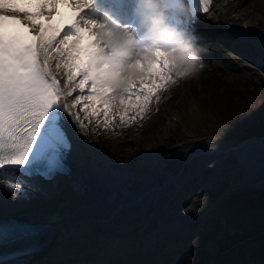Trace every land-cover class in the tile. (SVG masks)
Returning a JSON list of instances; mask_svg holds the SVG:
<instances>
[{"label":"rangeland","instance_id":"1","mask_svg":"<svg viewBox=\"0 0 264 264\" xmlns=\"http://www.w3.org/2000/svg\"><path fill=\"white\" fill-rule=\"evenodd\" d=\"M259 2L264 13V0ZM105 15L101 16L105 17ZM108 18L116 20V17L111 15ZM205 23L208 22L198 19L193 26L189 24V28H193L194 32L202 33L204 29L201 30V26L205 27ZM205 30L209 33L204 39L206 42H212V36L218 35L213 26ZM247 33L250 34L246 31L245 37L239 39L236 37L238 34L234 33L231 42L238 41L237 43L240 44L238 46L229 43L226 47L221 40L213 41L212 46H217L223 51L207 54L206 51L202 52L203 67L199 75L189 78V81L184 79L185 87L172 89L169 86L167 90L160 92L159 101L156 102L154 99L142 119L137 118L129 125L120 123L117 127L108 130L102 125L101 132L94 133L98 152H102V148L107 152L114 150L116 152L115 158L108 159V163L119 164L122 160L121 156L133 159L129 165H133L135 171L132 175L133 179L129 177V181L133 180L137 185L141 178L148 181L152 174L159 172L157 168L163 166L165 162L173 161L175 172H179L184 166L182 161L187 152L193 148H207L208 145L213 144L214 135L219 136L218 142L226 144L225 148L221 149L223 152L221 156L197 159L193 163L192 171L189 170L184 177L190 178L192 172L203 171L207 176L205 182L199 183L188 195L180 198V201L186 202L195 194L194 199L198 200L197 206L190 207L187 213L184 212L188 218L186 220H189L187 233L176 237L173 242L162 245L159 249L152 248L148 250L149 252L143 253L142 249L146 250L147 243L153 239L155 242L161 237L160 235L171 229V226H168V230H163L161 227L163 224L161 214L169 204L163 203L161 208V205L156 204L159 198L153 205V202L149 201L142 207L138 222L134 221L139 217L137 214L141 208L133 212V225H135L133 231L130 228V218L125 213L120 217V223L115 225L117 231L127 234V237H120V242L133 248L134 258L129 259V254H119L116 255L117 258L114 255L113 264H220L223 259L221 250L227 246H232L227 252L233 250L235 246L244 250L245 253L241 255L244 261L242 260L241 264H260L259 257L253 249L255 244L253 238L251 240L241 238L246 234L245 229L237 227L231 219L228 220L227 216L232 202L240 194L250 189L264 190V166L261 168L259 165V162H264V153L258 150L234 153L230 150V147L245 138L264 135V118L261 116L264 106L261 110V99L255 95L257 90H264V69L249 59L259 61L264 66V37L261 35L254 37ZM244 47L249 49L248 55L244 52L247 58L241 53L244 58L239 54H233L231 50L235 48L241 52ZM233 56L241 63H233ZM210 78L222 81L223 85L229 86L234 93L235 102L243 112L237 124L228 123L219 116L207 114L205 111L202 100L207 91L205 85L211 81ZM177 83L179 85L183 82L178 80ZM77 96H71L68 100L74 101ZM160 105L167 110L162 112ZM104 143L108 144V148L102 145ZM98 152H93V155L96 156ZM165 157L169 158L168 161ZM164 184L165 181L162 185ZM179 185L181 186L177 190H184V185L182 183ZM183 211L185 210L180 211L181 214ZM186 223L187 221L180 222L185 226Z\"/></svg>","mask_w":264,"mask_h":264},{"label":"bare ground","instance_id":"2","mask_svg":"<svg viewBox=\"0 0 264 264\" xmlns=\"http://www.w3.org/2000/svg\"><path fill=\"white\" fill-rule=\"evenodd\" d=\"M259 1H215L209 12L199 17L208 23H205V28L204 25L201 26V30L204 29L202 33L194 32L198 46H205L206 54L216 53L223 50L217 46L213 47V41L221 40L224 46L229 43L240 45L237 43L238 41L231 42L234 33L238 34L236 36L238 39L244 36L246 31H249L248 35L264 37V13ZM16 3L23 4L21 0H16ZM129 3L130 0H127L121 12H115L116 20L122 23L125 21ZM30 7L31 11L38 10L35 0ZM96 11L97 8L91 6L89 12L81 16V24L83 25L84 20L98 24L104 23L105 17L109 15L102 17L103 14ZM211 26L217 30L218 35L212 36V42H206L204 39L209 33L205 29H209ZM231 50L233 54H242L246 58L249 52V49H245V47L241 52L235 48ZM249 59L264 69L262 63L252 58ZM232 61L235 64L241 63L234 56ZM57 77L61 79L63 86L65 83L64 73H57ZM189 80L187 79V81ZM180 81L183 83L178 85L176 82L171 84L170 88L185 87V80ZM77 94H79V90L72 96H77ZM70 97L67 98L69 104L73 102L68 100ZM160 109L162 112L167 110L163 105H160ZM75 110L79 112V106ZM61 114L66 116L69 121L65 125L69 146L64 150L66 161L70 167L67 175H58L45 180L23 178L18 175L11 179H0V224L11 220L25 224L34 231L26 235L14 233L4 243H0V253L17 250L30 251L0 264H75L74 260H78V264H113L114 255L117 258L116 255L119 254H129V259H132L134 258L133 248L120 242V237H127V234L117 231V228L114 227L120 223L119 219L125 213L130 218V228L133 231L135 226L133 225V212L141 208L137 214L139 217L134 221L138 222L139 214H142V207L149 201L153 202L152 205L155 204L154 201L157 198L159 199L156 204L161 205V208L163 203L169 204V207L164 209L161 214L163 223L161 227L163 230H168V226H171V229L160 235L161 237L155 242L153 239L147 243L146 250L142 249V252L145 253L144 251L147 252L152 248L159 249L162 245L171 243L176 237L187 233L189 220H186L188 218L185 214L190 207L198 205V200L194 199L195 194L186 202L180 201V198L188 195L199 183L205 182L207 176L203 171L192 172L190 178L184 177L189 170L192 171L193 163L197 159H212L223 154L221 149L225 148L226 144L218 142V135H214L213 144L208 145L207 148L190 149L182 161L184 166L179 172H175L173 161L165 162L163 166L157 168L159 172L154 173L153 171L154 174L148 181L141 178L137 185L133 180L129 181V177L133 179L132 175L135 171V167L129 165L132 158L127 159L121 156L120 163L112 165L108 163V159L115 158V150L107 152L102 148V152H98L97 141H94L95 137L93 136H95L94 133L101 132L102 124L98 127L95 121L89 123L85 120L84 123L87 127L81 129L79 125L72 122V117L68 116L63 108H61ZM80 115L83 118L84 114L80 113ZM119 124L120 121L117 117L108 129H113ZM102 145L108 148V144ZM231 151L238 153L245 150L243 147ZM93 152L98 153L94 156ZM165 159L168 161L169 158L165 157ZM135 177L136 175H134ZM118 181L120 183H117ZM163 181H165L164 185H162ZM9 183H16L17 188H8ZM180 183L184 185V190H179V192L177 189L181 186ZM152 205L150 204V206ZM183 209L185 211L181 214L180 211ZM45 219H50L49 221L52 223H47ZM185 221H187L186 226L180 224ZM140 258L143 259L142 256Z\"/></svg>","mask_w":264,"mask_h":264},{"label":"snow or ice","instance_id":"3","mask_svg":"<svg viewBox=\"0 0 264 264\" xmlns=\"http://www.w3.org/2000/svg\"><path fill=\"white\" fill-rule=\"evenodd\" d=\"M21 3L26 7L0 0V179L41 168L50 178L63 170L62 153L69 146V121L61 108L81 129L87 127L85 120L108 129L117 117L129 125L142 119L154 99L159 101V93L177 79L158 52L143 54L118 76L95 78L89 69L105 36L104 25L87 20L81 24L90 0H35L37 11L29 10L33 0ZM61 3L72 8V15L54 21ZM211 3L196 0L191 17L195 19L197 10L207 13ZM189 31L194 35L193 28ZM59 72L64 73L63 86ZM77 90L79 95L69 104L67 98ZM78 106L79 112L74 111ZM7 187L16 189L17 184ZM10 228L24 233L20 225Z\"/></svg>","mask_w":264,"mask_h":264},{"label":"clouds","instance_id":"4","mask_svg":"<svg viewBox=\"0 0 264 264\" xmlns=\"http://www.w3.org/2000/svg\"><path fill=\"white\" fill-rule=\"evenodd\" d=\"M193 6L184 0H130L122 23L105 17L104 45L89 69L100 78L118 76L145 53H160L178 80L195 78L203 65L197 38L189 31Z\"/></svg>","mask_w":264,"mask_h":264},{"label":"trees","instance_id":"5","mask_svg":"<svg viewBox=\"0 0 264 264\" xmlns=\"http://www.w3.org/2000/svg\"><path fill=\"white\" fill-rule=\"evenodd\" d=\"M211 81L205 86L203 107L207 114L219 116L224 121L233 125L237 124L239 118L243 115L241 107L235 102V96L231 88L223 85L222 81L216 78H210ZM260 99V109L264 106V90L255 92ZM264 118V110L261 113ZM228 220L238 227L245 229V235L241 238L252 239L254 241L253 249L259 257L260 264L264 262V190H247L240 194L232 202L229 212L227 213ZM227 246L221 250L223 259L220 264H241V255L244 254L239 246H235L233 250ZM251 249V250H253ZM244 261V260H243Z\"/></svg>","mask_w":264,"mask_h":264},{"label":"water","instance_id":"6","mask_svg":"<svg viewBox=\"0 0 264 264\" xmlns=\"http://www.w3.org/2000/svg\"><path fill=\"white\" fill-rule=\"evenodd\" d=\"M264 136V135H263ZM263 136L261 137H249L241 140L237 145H233L230 147V150H235V149H240L244 147V150L249 151L250 150H258L261 153H264V139ZM259 165L261 167L264 166V162L261 163L259 162ZM21 227L23 228L26 232H32V229H30L27 225H23Z\"/></svg>","mask_w":264,"mask_h":264}]
</instances>
